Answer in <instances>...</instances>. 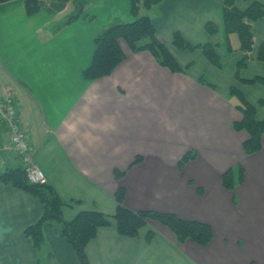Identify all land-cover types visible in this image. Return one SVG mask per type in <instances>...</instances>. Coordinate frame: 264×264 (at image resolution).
I'll use <instances>...</instances> for the list:
<instances>
[{"label": "crops", "instance_id": "obj_1", "mask_svg": "<svg viewBox=\"0 0 264 264\" xmlns=\"http://www.w3.org/2000/svg\"><path fill=\"white\" fill-rule=\"evenodd\" d=\"M73 1V0H70ZM67 2V4L70 3ZM51 7L13 25L0 22V89L14 91L18 121L30 135L34 161L65 204L71 222L82 211L114 215L116 193L126 190L125 205L135 212L176 214L186 221L210 225L214 238L203 247L192 240L180 244L174 233L151 221L136 238L120 235L115 225L100 228L87 245L91 264H264V135L262 151L246 154V131L239 97L258 105L264 85L236 80L238 34L225 44L222 20L225 0H162L149 12L173 57L185 73L161 66L150 51L135 53L124 39L126 59L111 76L86 79L96 37L109 25L131 22V0H89L80 18V0ZM13 2V1H12ZM264 0L237 2L241 10ZM10 2L0 4L7 5ZM244 3V4H242ZM216 24L210 35L207 26ZM15 36L5 37V33ZM180 32L192 45L218 46L221 69L200 51L173 44ZM255 47L242 79L264 75L258 51L264 43V17L253 26ZM5 37V38H4ZM201 79L214 88H210ZM260 120L264 105L257 106ZM7 124L0 117L1 173L21 167L10 146ZM189 153L194 161L180 168ZM138 159V162L136 160ZM243 167L244 181L226 190L223 176ZM126 173L118 179L116 172ZM44 205L31 194L0 182V264H81L75 249L61 235V224L44 226L43 244L36 248L26 231L43 217ZM155 237L147 240V232Z\"/></svg>", "mask_w": 264, "mask_h": 264}, {"label": "trees", "instance_id": "obj_2", "mask_svg": "<svg viewBox=\"0 0 264 264\" xmlns=\"http://www.w3.org/2000/svg\"><path fill=\"white\" fill-rule=\"evenodd\" d=\"M12 1L15 0H0V4ZM47 1L50 0H24L26 14L29 17L38 15ZM57 1L69 2L70 0ZM87 1L89 0H80V10L70 18L69 23H73L80 18L85 8L84 4ZM237 1L225 0L222 9L225 44H227L228 51H234L230 45L229 37L232 34H238L241 45L238 51L243 53V58L237 63L236 80L246 85H264V75L249 80L241 78V72L246 69L247 62L251 58L255 47L254 33H252L253 26L258 22V19L264 17V5L257 2L249 5L245 10H241ZM243 1L246 3L250 0ZM161 3L162 0H131V15H133L134 20L109 25L97 35L95 39L96 53L92 65L84 72L86 79L94 81L111 76V73L122 64V61L126 59V55L120 46L121 39L125 40L132 52L150 51L161 66L173 73H185L191 69L190 66L183 69L173 57L166 42L158 37L157 27L152 17L149 14H140L142 8L150 12ZM207 32L210 35L216 34L218 32L216 24L210 23L207 26ZM173 36V44L176 48L189 52L200 51L213 66L219 69L223 67V58L220 56L218 46L189 44L180 32H176ZM257 56L259 61L261 60L264 63V43L260 46ZM200 81L210 88H214L213 85L204 81V79ZM229 92V96L239 97L241 104L236 108L244 116L242 121L233 123V129L236 132L246 131L249 134L250 139L243 143V149L247 155L252 156L263 149L264 118L263 120L257 118V106L264 105V100L259 101L258 105H253L245 100L243 93L236 87L230 88ZM195 158L196 155L194 153L185 155L179 162L180 168L194 161ZM137 162L138 159L135 163ZM115 175L118 179H122L126 173L117 171ZM244 175L243 167L239 166L236 170L230 168L223 176L225 189L234 190L236 183L242 184ZM0 182L31 194L44 205L43 217L26 231L27 236L33 240L35 247L39 248L43 244L44 226L50 221H55L57 224L62 225L60 233L68 239L71 246L75 249L81 264H91L87 256V245L95 238L100 228L111 225L116 226L120 235L128 238L139 237L140 231L147 228L149 221L152 220L168 227L175 234L180 244L187 242V240H192L198 245L208 247L214 238V231H212L211 226L200 221H184L176 214L160 213L154 210L132 211L125 205L126 190L122 188L116 193L115 199L118 204L114 215L103 214L98 211H82L71 222H67L62 214L66 203L62 201L59 194L48 183L45 185L32 184L28 180L23 167L11 168L7 172L0 173ZM154 237L155 233L149 230L147 232L148 242H151ZM38 264L41 263L39 262Z\"/></svg>", "mask_w": 264, "mask_h": 264}, {"label": "built area", "instance_id": "obj_3", "mask_svg": "<svg viewBox=\"0 0 264 264\" xmlns=\"http://www.w3.org/2000/svg\"><path fill=\"white\" fill-rule=\"evenodd\" d=\"M18 116L19 112L14 101V92L10 89H0V117L9 129L10 146L15 150L19 159H21V167L26 171L28 180L32 184L45 185L48 183V180L43 170L34 161V151L31 146L30 135L19 124ZM2 150L3 148L0 145V160Z\"/></svg>", "mask_w": 264, "mask_h": 264}, {"label": "rangeland", "instance_id": "obj_4", "mask_svg": "<svg viewBox=\"0 0 264 264\" xmlns=\"http://www.w3.org/2000/svg\"><path fill=\"white\" fill-rule=\"evenodd\" d=\"M74 2H75L74 0L70 1L69 4H67V2H64L68 5L67 14H69V15L73 14L72 12L74 11V8L76 7L74 5ZM237 2H241V0H238ZM242 2H244V1L242 0ZM244 3H242V4H244ZM48 6H49V4H46V6H45L46 9L44 8L43 10L49 11L51 7H48ZM51 9H53V8H51ZM140 14L141 15L149 14V11H147L145 8H142ZM27 17H29V16L26 14V8H25L24 0H15L13 2L8 3L7 5L0 7V22L2 23L1 29L5 28L7 22H9L13 25H16L19 22H23L25 19H27ZM18 28L19 27L16 26L15 31L11 34L5 33V37L15 36L16 34H18L19 33V32H17ZM0 37H3V34H1ZM259 112L260 113L264 112V108L262 110H260ZM257 118L260 119L259 114L257 115ZM149 222H151V221H149Z\"/></svg>", "mask_w": 264, "mask_h": 264}]
</instances>
